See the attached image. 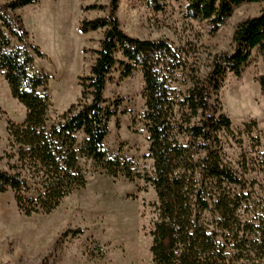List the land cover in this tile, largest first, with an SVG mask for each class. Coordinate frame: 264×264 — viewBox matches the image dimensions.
Here are the masks:
<instances>
[{
  "label": "trees",
  "instance_id": "obj_1",
  "mask_svg": "<svg viewBox=\"0 0 264 264\" xmlns=\"http://www.w3.org/2000/svg\"><path fill=\"white\" fill-rule=\"evenodd\" d=\"M120 1L109 0L107 8L81 6L82 12L107 9L105 17L83 19L78 28L83 35L104 30V36L89 73L78 78L80 98L54 123L49 119L51 98L41 92L50 77L34 66L46 55L18 14L39 0L0 3V77L26 110L23 123L8 121L10 169H0V194L12 192L27 217L50 215L86 188L81 161L88 160L110 178L142 179L154 189L152 264H264V199L254 203L245 194L248 185L257 184L245 175L257 169L264 176V154L258 155L256 169L243 165L244 176L225 163L221 134L232 133V122L219 100L226 76L240 79L253 52L264 55V9L236 26L232 51L213 55L202 74L168 40L127 35L117 16ZM260 3L264 0H188L185 13L207 22L215 35L236 8ZM116 70L122 80L138 71L143 75L145 110L140 119L148 136L151 174L137 172L122 149L111 155L105 147L110 122L122 104L105 95ZM181 75L187 79L185 90L174 86ZM256 81L264 95V75ZM244 127L252 134L257 123ZM254 145L261 144L256 140Z\"/></svg>",
  "mask_w": 264,
  "mask_h": 264
},
{
  "label": "rangeland",
  "instance_id": "obj_2",
  "mask_svg": "<svg viewBox=\"0 0 264 264\" xmlns=\"http://www.w3.org/2000/svg\"><path fill=\"white\" fill-rule=\"evenodd\" d=\"M81 4L107 8L109 0H86ZM187 5L188 0H121L117 16L127 35L168 40L183 50L203 74L213 55L232 51L236 26L264 9L262 3L244 4L234 10L217 34L211 35L207 22L186 17ZM79 6L78 0H66L57 7L51 0H39L38 5L18 11L33 43L46 55L36 59L34 66L50 77L41 90L51 98L50 123L80 98L78 78L89 73L96 58L94 51L100 49L104 36V30L82 36L78 25L83 19L105 17L107 9L82 12ZM262 75L264 55L254 51L242 77L228 74L219 94L222 113L232 122V133L221 134L224 160L240 176H244V164L250 170L256 169L258 155L264 154V95L256 81ZM179 77L174 86L185 90L187 79ZM143 89L140 71L124 80L119 71L112 73L105 95L109 101L122 104L110 122L105 147L111 155L122 149L123 155L135 162L137 172L145 175L153 172V162L148 158V136L140 119L145 110ZM25 118V108L13 99L7 82L0 77L2 170L10 169L8 121L23 123ZM254 122L257 128L252 134L245 133V124ZM256 140L259 147L254 145ZM81 165L87 177L86 188L67 197L50 215L27 217L18 210L12 192L0 194V264H152L150 233L157 204L154 189L142 179L130 182L123 177L110 178L88 160H82ZM245 179L257 183L254 187L248 185L245 194H250L254 203L264 199L263 174L256 169ZM236 191L241 192L239 188ZM76 230L83 232L65 235Z\"/></svg>",
  "mask_w": 264,
  "mask_h": 264
},
{
  "label": "crops",
  "instance_id": "obj_3",
  "mask_svg": "<svg viewBox=\"0 0 264 264\" xmlns=\"http://www.w3.org/2000/svg\"><path fill=\"white\" fill-rule=\"evenodd\" d=\"M52 1V4H54V6L55 7H57V6H60V5H62L63 4V2H65L66 0H51ZM79 1V0H78ZM86 1V0H85ZM85 1H83V2H80V6H79V9H80V11H81V3H84ZM262 4H264V3H262ZM70 7H71V5H70ZM28 8V7H27ZM73 8V7H72ZM70 9V18H71V14H73V10L74 9ZM71 20H72V18H71ZM70 25H71V23H70ZM78 28H79V25H78ZM79 31V30H78ZM92 32H90V33H88V34H85V35H83V34H81L82 36H85V37H87L89 34H91Z\"/></svg>",
  "mask_w": 264,
  "mask_h": 264
}]
</instances>
